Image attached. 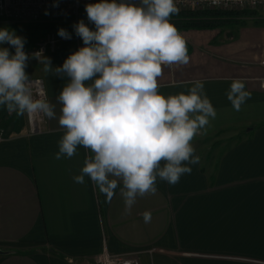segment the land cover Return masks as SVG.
Returning a JSON list of instances; mask_svg holds the SVG:
<instances>
[{
	"label": "crops",
	"instance_id": "obj_1",
	"mask_svg": "<svg viewBox=\"0 0 264 264\" xmlns=\"http://www.w3.org/2000/svg\"><path fill=\"white\" fill-rule=\"evenodd\" d=\"M216 30L182 32L189 63L165 66L158 78L165 97L203 82L216 117L192 142L199 163L175 185L158 179L155 193L137 197L127 213L122 184L108 201L87 176L74 181L89 150L78 147L73 157L55 159L64 134L57 97L67 77L46 74L34 59L31 77L43 79L56 118L29 134L27 114L0 106V249L9 251L0 254V264H98L104 252L134 254L140 264H264V29L224 41ZM75 51L67 42L46 57L58 67ZM234 79L250 93L239 111L227 99ZM217 129L227 132L226 142L244 135L227 142L213 163L214 150L205 158L212 143L199 146Z\"/></svg>",
	"mask_w": 264,
	"mask_h": 264
},
{
	"label": "clouds",
	"instance_id": "obj_2",
	"mask_svg": "<svg viewBox=\"0 0 264 264\" xmlns=\"http://www.w3.org/2000/svg\"><path fill=\"white\" fill-rule=\"evenodd\" d=\"M85 12L94 29L83 20L73 25L83 47L58 67L43 50L26 53V39L0 27V45L14 49L0 47V106L17 115L56 118L43 81L26 72L28 61L35 59L46 74L67 77L57 97L64 134L55 159L73 157L78 147L89 150L74 181L82 184L87 176L108 201L122 184L127 213L137 197L155 193L158 179L175 185L199 163L192 142L216 110L199 80L187 94L165 97L158 91L163 67L190 59L185 38L170 22L179 13L175 0H98L86 4ZM57 34L72 38L63 28ZM249 98L244 81L234 79L227 93L233 108L239 111ZM143 219L149 222L151 213Z\"/></svg>",
	"mask_w": 264,
	"mask_h": 264
},
{
	"label": "built area",
	"instance_id": "obj_3",
	"mask_svg": "<svg viewBox=\"0 0 264 264\" xmlns=\"http://www.w3.org/2000/svg\"><path fill=\"white\" fill-rule=\"evenodd\" d=\"M98 0H0V19L12 22L36 21L42 17H48L55 21L71 20L76 24L80 20L81 9L89 3ZM179 10L186 9H259L264 7V0H175ZM71 39L61 38L56 31L46 32L38 39L28 54L43 50V55H48L57 51L64 43L74 42L76 50L83 47L82 40L74 34ZM264 63V52L260 60ZM34 81H43L40 77H31ZM41 85L37 83V87ZM44 91V82L42 85ZM46 92V91H45ZM29 134L39 133L43 130L46 117L37 119L27 115ZM98 264H140L139 259L134 254L110 255L104 252L99 257Z\"/></svg>",
	"mask_w": 264,
	"mask_h": 264
},
{
	"label": "trees",
	"instance_id": "obj_4",
	"mask_svg": "<svg viewBox=\"0 0 264 264\" xmlns=\"http://www.w3.org/2000/svg\"><path fill=\"white\" fill-rule=\"evenodd\" d=\"M98 2V1H96ZM95 3V2H93ZM253 9H186V10H179V13L176 15H173L171 17L170 22L175 25V27L179 30V32L182 31H188L192 30V28L203 29V28H209V29H218V31L223 30V28H235V26H238L241 22V19L239 18L240 13H251L253 12ZM80 20H83L84 23L89 27L94 29V25L91 24L87 19V14L85 12V6L81 9L80 12ZM79 20V21H80ZM0 21L4 22L3 27H8L12 30H19L20 36L24 37L26 39V43L24 46V50L30 48L37 39H40L45 35L46 32L49 31H58V29L63 28L66 29L70 34H74L73 25L74 22H71V20L66 21H55L51 20L48 17H42L39 20L36 21H28V22H12V21H6L3 19H0ZM264 22V19L260 20ZM258 22V21H257ZM187 44V50L190 51L191 47ZM244 134L240 135H234L230 136L227 140L228 144L227 147L232 145L233 143H236L240 140V138L243 137ZM218 145V140H216L214 143L211 144L210 150L206 152V159L209 158L210 152L212 150L216 149V146ZM216 167L217 164L214 165L212 172L209 174L208 177V184L213 185L214 179L216 177ZM54 255H58L55 251H52Z\"/></svg>",
	"mask_w": 264,
	"mask_h": 264
},
{
	"label": "rangeland",
	"instance_id": "obj_5",
	"mask_svg": "<svg viewBox=\"0 0 264 264\" xmlns=\"http://www.w3.org/2000/svg\"><path fill=\"white\" fill-rule=\"evenodd\" d=\"M253 10H254L253 12L247 13V14L240 13L239 18L241 19V22L238 26H235V28L231 29V28L225 27L223 28V30H220L218 32H217L218 30L217 29L216 34H215L216 38L221 41H224L225 39L234 40L236 39L239 31L240 33L244 34L245 37H247L248 35H255L256 32L258 33L261 29H264V22L260 21L264 19V7H261L259 9L253 8ZM3 25H4V22L0 21V27H3ZM14 31L16 32L17 35L20 36L19 30H14ZM182 32L185 33V31H182ZM0 47H7L10 52H14V49L8 44L0 45ZM35 63L36 62L34 59H30L28 61V67L26 68V72L29 74V76H31L35 70L34 69ZM231 131L232 130H230L229 132ZM209 136H210V139L206 140L204 145L199 146V148L201 150H204V147L206 148V146H208L210 143H214V141L219 140L218 145L216 146V149L211 153V157H210L211 162L215 163L217 161L216 159H217V155L219 151H221L223 149V146H225L227 143L225 141V138H227L228 135H227V132H224V131L221 132L219 129H217L215 130L214 133H211Z\"/></svg>",
	"mask_w": 264,
	"mask_h": 264
},
{
	"label": "water",
	"instance_id": "obj_6",
	"mask_svg": "<svg viewBox=\"0 0 264 264\" xmlns=\"http://www.w3.org/2000/svg\"><path fill=\"white\" fill-rule=\"evenodd\" d=\"M9 251H4V250H1L0 249V254H5V253H8Z\"/></svg>",
	"mask_w": 264,
	"mask_h": 264
}]
</instances>
